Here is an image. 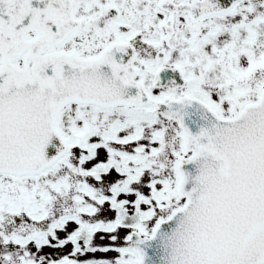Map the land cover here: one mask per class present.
I'll use <instances>...</instances> for the list:
<instances>
[{"label": "snow or ice", "instance_id": "1", "mask_svg": "<svg viewBox=\"0 0 264 264\" xmlns=\"http://www.w3.org/2000/svg\"><path fill=\"white\" fill-rule=\"evenodd\" d=\"M0 264H264V0H0Z\"/></svg>", "mask_w": 264, "mask_h": 264}]
</instances>
